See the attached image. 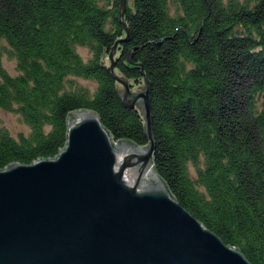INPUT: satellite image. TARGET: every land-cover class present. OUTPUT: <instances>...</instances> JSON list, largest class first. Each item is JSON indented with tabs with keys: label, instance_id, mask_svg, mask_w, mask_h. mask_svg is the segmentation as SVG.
<instances>
[{
	"label": "trees",
	"instance_id": "16d2710c",
	"mask_svg": "<svg viewBox=\"0 0 264 264\" xmlns=\"http://www.w3.org/2000/svg\"><path fill=\"white\" fill-rule=\"evenodd\" d=\"M120 13L121 0H0V109L29 126L17 136L0 127V168L55 156L78 109L97 111L115 141L149 143L108 68L123 39L115 71L151 83L158 173L189 212L264 264V0H127Z\"/></svg>",
	"mask_w": 264,
	"mask_h": 264
},
{
	"label": "water",
	"instance_id": "95a60500",
	"mask_svg": "<svg viewBox=\"0 0 264 264\" xmlns=\"http://www.w3.org/2000/svg\"><path fill=\"white\" fill-rule=\"evenodd\" d=\"M121 40L108 68L124 87L123 102L143 115L149 143L115 141L97 111L78 109L55 156L0 168V264H253L189 212L158 173L151 83L145 75L133 90L116 73Z\"/></svg>",
	"mask_w": 264,
	"mask_h": 264
},
{
	"label": "rangeland",
	"instance_id": "374dc122",
	"mask_svg": "<svg viewBox=\"0 0 264 264\" xmlns=\"http://www.w3.org/2000/svg\"><path fill=\"white\" fill-rule=\"evenodd\" d=\"M78 51L83 55L85 59L89 58L90 51L86 47H79ZM118 55H119V52L115 54V58H118ZM1 63H2V66L5 67L11 73L13 74L17 73L16 62L15 60L11 59L8 55L5 54L2 56ZM110 64H111V59H110L109 66ZM116 73L118 74V72ZM86 83H90V81ZM129 83L130 84L133 83V85H131V88L133 90H138L142 85H144V81L143 83L136 84L134 81L131 80L129 81ZM122 88L124 87L122 86ZM0 127L8 128L10 132L16 136L21 132L27 133L29 131V126L21 120L18 113L13 112V111L3 110V109H0Z\"/></svg>",
	"mask_w": 264,
	"mask_h": 264
}]
</instances>
